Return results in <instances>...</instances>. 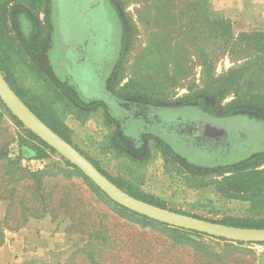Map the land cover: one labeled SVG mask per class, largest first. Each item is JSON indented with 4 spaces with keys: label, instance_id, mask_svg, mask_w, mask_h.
Masks as SVG:
<instances>
[{
    "label": "rangeland",
    "instance_id": "rangeland-1",
    "mask_svg": "<svg viewBox=\"0 0 264 264\" xmlns=\"http://www.w3.org/2000/svg\"><path fill=\"white\" fill-rule=\"evenodd\" d=\"M212 18L228 21L234 37L262 32L218 15L208 0H0V74L44 125L120 188L201 220L264 226V196L252 203L226 199L219 193L225 188L222 177L190 172L152 141L146 162L163 160L164 175L176 181L173 194L160 197L120 177L124 168L142 165L126 157L118 156L124 163L106 164L110 171L104 170L92 154L94 147L104 149L110 133L103 127V110L81 109L68 95L77 93L83 102L116 96L139 77L165 85L173 100L200 94L215 127L234 118L241 112L234 113L238 106L232 95L221 100L216 93H203L211 79L232 67L227 55L213 54ZM91 30L100 40L108 38L107 49L100 48L93 62L82 45ZM263 138L254 141L264 151ZM37 139L0 100V242L50 218L51 237L38 244L47 259L38 264H264V243L239 246L120 212ZM178 152L194 168L208 166L202 156ZM247 153L230 152L220 163L232 165L258 154Z\"/></svg>",
    "mask_w": 264,
    "mask_h": 264
},
{
    "label": "trees",
    "instance_id": "trees-1",
    "mask_svg": "<svg viewBox=\"0 0 264 264\" xmlns=\"http://www.w3.org/2000/svg\"><path fill=\"white\" fill-rule=\"evenodd\" d=\"M203 12L201 11L200 14H204ZM210 26V37L217 47L213 50V54L227 55L232 67L221 77L211 79L203 93H216L221 100L232 95L233 104L238 106V110H235L234 113L241 112L242 115H234V118L218 123L215 127L209 123L210 109L204 107L205 102L203 96L199 97L200 94L173 100V94L165 85L139 77L128 80L119 89L116 96L107 95L99 100L83 102L77 93H74L75 96L73 93L68 95L73 97L72 101L81 109L94 110L101 107L103 110V127L110 130V133L104 149H101L102 154L126 157L131 163L143 164L149 158L148 142L152 141L163 156L179 161L190 172L198 174L200 177L205 174L222 177L220 183L225 188L219 193L224 198L252 203L258 201L259 194L264 196V168H262L264 166V151L254 141L257 136L264 137V33L252 32L234 37L229 22L218 18H212ZM201 37L202 35L198 38L199 53H203L201 48L203 38ZM61 91L64 92L63 87ZM177 101L179 102L177 103ZM193 105L197 109L195 107L194 109ZM184 107L189 110L182 111L181 109ZM37 140L44 147L53 151L39 139ZM65 142L70 144L67 140ZM250 144L252 146L247 148ZM179 150L208 159L204 161L208 166L194 168V165L178 152ZM244 150L248 151V155L256 152L258 154L232 165L220 163V159L230 152L239 153ZM84 158L107 179L94 162L87 157ZM64 164L79 173L89 182L96 193L102 195L120 212L175 231H186L148 219L115 204L76 167L67 161H64ZM108 180L120 188L113 181ZM120 189L137 200L166 209L163 205L153 203L149 199H142L123 188ZM170 211L184 214L174 210ZM220 224L238 228L264 229V226ZM199 235L205 236L204 234ZM218 240L227 242L223 239ZM235 244L243 245V243Z\"/></svg>",
    "mask_w": 264,
    "mask_h": 264
},
{
    "label": "water",
    "instance_id": "water-1",
    "mask_svg": "<svg viewBox=\"0 0 264 264\" xmlns=\"http://www.w3.org/2000/svg\"><path fill=\"white\" fill-rule=\"evenodd\" d=\"M0 100L9 112L40 141L76 167L115 204L148 219L216 239L234 243H264V229L238 228L216 224L162 209L137 200L118 189L71 145L44 125L14 94L0 74Z\"/></svg>",
    "mask_w": 264,
    "mask_h": 264
},
{
    "label": "crops",
    "instance_id": "crops-1",
    "mask_svg": "<svg viewBox=\"0 0 264 264\" xmlns=\"http://www.w3.org/2000/svg\"><path fill=\"white\" fill-rule=\"evenodd\" d=\"M208 4L218 15L264 32V0H208ZM92 154L108 172L110 168L106 164L124 163L123 158L104 155L97 147L92 149ZM121 173L120 177L144 188L148 186L149 191L160 197L173 194L177 189L176 181L170 175H164V163L159 157L140 166L124 168ZM51 232L50 218L43 217L12 235H4L0 245V264H38L46 260L47 254L38 244L49 239Z\"/></svg>",
    "mask_w": 264,
    "mask_h": 264
},
{
    "label": "flooded vegetation",
    "instance_id": "flooded-vegetation-1",
    "mask_svg": "<svg viewBox=\"0 0 264 264\" xmlns=\"http://www.w3.org/2000/svg\"><path fill=\"white\" fill-rule=\"evenodd\" d=\"M106 40H100V37H98L97 33L94 31H88L86 39L82 42V45L85 49V55H87V60L92 61L95 57L98 56V51L100 48H103V51H105L108 47L107 37H104ZM101 59H104L106 56L102 52Z\"/></svg>",
    "mask_w": 264,
    "mask_h": 264
}]
</instances>
